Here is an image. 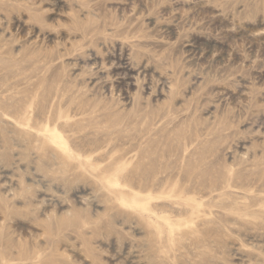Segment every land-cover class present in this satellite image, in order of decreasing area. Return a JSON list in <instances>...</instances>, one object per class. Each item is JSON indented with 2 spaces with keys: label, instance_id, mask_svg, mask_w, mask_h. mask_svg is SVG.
Instances as JSON below:
<instances>
[{
  "label": "rangeland",
  "instance_id": "1",
  "mask_svg": "<svg viewBox=\"0 0 264 264\" xmlns=\"http://www.w3.org/2000/svg\"><path fill=\"white\" fill-rule=\"evenodd\" d=\"M0 264H264V0H0Z\"/></svg>",
  "mask_w": 264,
  "mask_h": 264
}]
</instances>
